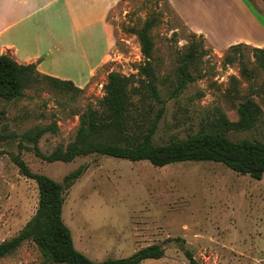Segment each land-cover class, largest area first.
I'll list each match as a JSON object with an SVG mask.
<instances>
[{
	"label": "rangeland",
	"instance_id": "374dc122",
	"mask_svg": "<svg viewBox=\"0 0 264 264\" xmlns=\"http://www.w3.org/2000/svg\"><path fill=\"white\" fill-rule=\"evenodd\" d=\"M224 2L200 0L201 9L188 16L193 19L195 15V24L201 27H217L228 38L238 29L234 13ZM148 18L157 20L151 32L154 66L167 100L155 144L195 134L217 108L237 121V107L248 94L263 109L261 122L250 132H231L229 137L264 140V70L252 47H241L236 62L225 65L228 49L218 52L210 41L195 34L167 0H124L109 15L115 37L111 60L82 93L62 92L42 82L27 89L23 99L0 100V243L16 237L38 208L36 181L23 176L13 160L20 156L32 172L58 182L81 165L89 166L66 193L63 221L72 231L75 248L95 262L126 258L158 244L165 249L164 257L142 264H190L187 251L199 264H264V176L255 180L214 162L156 167L148 161L92 155L70 163H49L36 157L32 145L22 139L36 127H56L39 140L45 155L73 142L80 116L103 98L108 74H137L143 56L136 31ZM191 43L200 44L207 55L192 67L196 82L169 100L179 59ZM240 62L256 77L247 80ZM43 260L36 244L28 241L0 259V264H40Z\"/></svg>",
	"mask_w": 264,
	"mask_h": 264
},
{
	"label": "trees",
	"instance_id": "16d2710c",
	"mask_svg": "<svg viewBox=\"0 0 264 264\" xmlns=\"http://www.w3.org/2000/svg\"><path fill=\"white\" fill-rule=\"evenodd\" d=\"M156 25L155 18H148L144 26L136 31L143 56L137 74H108L103 98L96 107L89 105L80 116V126L73 142L66 147L58 146L49 155L43 154L39 140L47 132L56 131V127L31 129L23 134L24 142L32 145L31 150L36 157L49 163H70L92 155L131 162L148 161L156 167L179 162H214L240 175L261 180L264 176V140L247 138L234 141L229 137L231 132H250L260 124L263 109L253 94L246 95L238 105L237 121H231L222 109L217 108L195 134L167 144H155L154 137L167 104L154 66L155 43L151 32ZM192 44L179 59L177 81L169 91V100L178 97L197 80L192 67L196 60L207 55V51L200 44ZM241 47L250 46H231L225 55V65L236 62V53ZM252 50L258 66L264 70V48ZM240 65L241 73L247 80L256 77L245 63L240 62ZM42 82L66 93L83 92L71 81L41 74L35 64H19L10 54L0 56V100L10 103L23 99L27 89ZM13 160L23 176L36 181L39 203L35 215L21 232L0 243V259L11 255L28 241L34 242L41 251L44 260L40 264H142L164 257V247L154 244L126 258L102 262L89 259L75 248L72 231L63 221L66 193L84 176L89 166L81 165L58 182L32 172L20 156H14ZM186 256L190 264H199L191 252L187 251Z\"/></svg>",
	"mask_w": 264,
	"mask_h": 264
},
{
	"label": "crops",
	"instance_id": "0c3cea01",
	"mask_svg": "<svg viewBox=\"0 0 264 264\" xmlns=\"http://www.w3.org/2000/svg\"><path fill=\"white\" fill-rule=\"evenodd\" d=\"M167 1L182 21L218 52L237 44L264 48L262 0H225L238 29L228 38L215 26L195 24V15L190 19L189 13L201 9L200 0ZM122 2L0 0V56L10 54L19 64H35L43 75L86 89L111 60L115 37L109 15Z\"/></svg>",
	"mask_w": 264,
	"mask_h": 264
}]
</instances>
